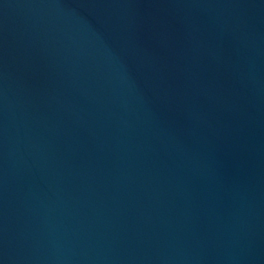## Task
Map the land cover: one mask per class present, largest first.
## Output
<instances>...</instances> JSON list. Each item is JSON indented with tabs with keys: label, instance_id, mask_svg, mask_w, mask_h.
Returning <instances> with one entry per match:
<instances>
[{
	"label": "water",
	"instance_id": "95a60500",
	"mask_svg": "<svg viewBox=\"0 0 264 264\" xmlns=\"http://www.w3.org/2000/svg\"><path fill=\"white\" fill-rule=\"evenodd\" d=\"M0 264H264V0H0Z\"/></svg>",
	"mask_w": 264,
	"mask_h": 264
}]
</instances>
